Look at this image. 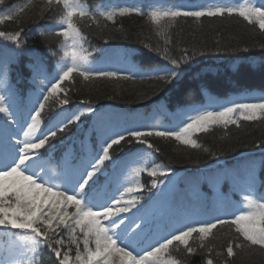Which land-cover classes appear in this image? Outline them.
<instances>
[{
	"label": "snow or ice",
	"instance_id": "6c2138e0",
	"mask_svg": "<svg viewBox=\"0 0 264 264\" xmlns=\"http://www.w3.org/2000/svg\"><path fill=\"white\" fill-rule=\"evenodd\" d=\"M29 9H38L40 19L59 12L56 24L44 26L40 33L58 38L59 51L45 50L51 56L62 52L52 71L40 52L26 47L23 17ZM0 10L4 12L0 24L5 21L17 24L13 31L0 30L3 45L0 48V233L8 237V243L0 246V264H40L37 257L44 251L52 258L51 264H196L194 257H200L202 264H214V258L221 257L219 264H233L234 258L245 251L264 255V175H261L264 142L257 144L262 153L258 161L255 157L246 158L231 172L224 173L236 182L241 195L239 207L231 215H216L217 210L212 209L205 214L206 218L193 219L183 202H169L166 207L158 208L157 203L167 196L164 189L173 183L170 177L174 174L170 165L163 162L134 168L132 172L137 179L127 185L119 183L117 176L118 186L112 193L102 194L100 179L105 174L106 162L122 174L129 163L154 158L160 149L151 142L153 136L201 149L198 138H194L199 133L218 126L227 135L229 126L240 127L241 120L264 121V96L254 102L228 100L221 104L210 94L214 85L201 81L198 88L207 94L208 103L185 108L178 103L183 118L176 129L147 128L142 122L150 117L141 115L113 113L105 119L103 105L98 107L91 99L80 101L75 110L65 108L71 103L70 93L78 79L135 82L147 78L158 82L161 91L181 86L186 76H192L195 82V70L191 66L203 52L185 47L179 56L172 54L167 31L181 17L201 21L238 14L249 24L258 25L264 33V0H248L239 7L229 3L192 7L149 3L95 10L89 9L83 0H40L39 3L27 0L11 7L6 0H0ZM133 14L155 26L157 34H165L162 49L143 44L145 49L156 51L160 61L137 62L134 59L137 50H131L125 54L127 60L122 67H95L94 52L102 54L103 50L85 47L86 29L93 25L100 28L101 19L115 26L117 17ZM260 48L264 49V44ZM22 50L32 57L27 65L30 79L39 81L30 106L22 105L7 56V52L18 55ZM238 50L247 52L249 48ZM182 90L190 93L191 85L184 83ZM137 97L151 102V115L167 112L163 98L157 93L143 91ZM52 105L59 111L45 122V110L51 111ZM93 118V127L99 124L103 129L98 147L89 149L82 141L84 155L75 158L68 149L57 158L53 154L57 137L70 127L78 128L84 119ZM122 142L139 146L136 152L126 154L127 161L113 158L114 146L120 147ZM203 151L214 160L219 158L208 148ZM145 171L152 178L150 185L138 179ZM154 189L160 192H153ZM145 191L152 193L147 199ZM225 226L232 234L218 246L212 241ZM217 247L221 250L217 251Z\"/></svg>",
	"mask_w": 264,
	"mask_h": 264
},
{
	"label": "trees",
	"instance_id": "16d2710c",
	"mask_svg": "<svg viewBox=\"0 0 264 264\" xmlns=\"http://www.w3.org/2000/svg\"><path fill=\"white\" fill-rule=\"evenodd\" d=\"M117 0H83V3L89 9L95 10L102 8L106 3H115ZM182 3L180 0H171ZM189 2H200L201 5L215 3H229L234 7H239L248 0H185ZM9 7L15 5L20 6L26 3L27 0H6ZM40 0H36L39 3ZM3 10H0V15H3ZM59 19V12H54L46 16L44 19L39 18L38 9H29L23 17V27L26 34L27 46L34 48L38 52L47 54V48H52L59 51L60 45L58 38L55 36L40 35L44 30V26L52 27ZM90 23V22H89ZM101 27L96 28L95 25L91 29H86L87 43L85 47L92 50L102 49L106 46H113L118 49L116 51L115 60L121 63H126V53L131 50L140 52L135 57L137 62L142 59H150L153 63L160 61V56L156 51H150L143 47L144 43H150L154 47L163 48L165 34H157L155 26L150 24L145 18H141L135 14L124 17H117L115 26L112 22H105L101 19ZM84 22H81L83 26ZM17 28V24L11 21H5L0 24V30L13 31ZM33 29L34 31H30ZM166 36L171 39L172 43L169 46L172 54L179 56L182 48L195 49L198 53L203 52V55H197L196 60L192 63V70H195V76L200 77V81H193L192 76H186L185 81L181 86H178L172 91L164 88L161 91V85L155 80L132 81H108V80H93L84 82L82 79L76 81L75 89L70 93L71 103L65 108L75 110L80 106V101L91 99L97 103V106L103 107L114 106L127 111H146L152 108L150 101L140 100L137 97L138 92L147 91L150 94L155 92L163 100L167 107V112H161L164 115H170V111L178 110L177 104L181 108L198 104L205 96L201 93L198 84L203 81L213 84L210 93L218 94L219 97L228 100H247L254 102L261 96H264V49L260 48L264 44V33L259 30L258 25L249 24L238 14L225 16L223 18H203L201 21L193 20L192 18L181 17L167 31ZM105 39L107 43H105ZM219 41V43H217ZM249 48V51L244 52L243 48ZM219 48L220 51H216ZM48 55V54H47ZM62 52L59 55L51 56L52 59L60 60ZM99 52H94V66L97 63H104ZM30 63V58L25 59L24 63L11 68V78L16 87L20 91L22 105L28 106V95L36 90L39 81L33 82L30 79L31 72L27 69ZM67 84V82H65ZM191 85L190 93L182 90L183 84ZM238 94L253 96L251 99L238 97ZM155 99V96H153ZM147 105V107H144ZM45 122L59 109L52 105V110H45ZM174 112V111H173ZM95 118L92 120L84 119L77 128L70 127L67 132L57 137L55 144L54 155L59 158L68 149L72 150L75 158H79L85 154L82 147V141L89 149L95 150L98 147L102 138V126L97 124L93 127ZM170 123V122H169ZM166 127L170 125L166 122ZM175 125V124H174ZM165 127V125H164ZM154 129H162L153 127ZM225 129L214 127L207 133H199L196 137L198 143L202 145L201 149H191L190 147L181 145L174 139H166L160 137H151L150 140L160 149L153 157H146L139 162H133L136 167H152L154 164L166 163L173 170L171 180L174 181L172 189H164L166 197H161L157 203L158 208L166 207L169 202H189V198L193 195H201V199L211 202V206L216 209L229 208L232 204H238L241 200V195L237 189L231 190L230 187L223 188L224 183L208 182L198 183L195 189H180L181 184L186 180L187 174L190 177H195V173H202L207 169L221 168L223 166L232 165L243 158L262 155L261 149L257 144L264 142V121H240V127L230 125L225 134ZM138 145H128L122 142L120 147L114 146L115 152L113 158L120 157L126 161L129 157L126 155L130 152H136ZM203 148H208L218 155V159H213L209 153L203 151ZM131 163L129 171V184L137 179L133 175L134 169ZM119 169L115 170L117 173ZM114 172L111 163L106 162V171L101 175V181L105 180V176H109L110 180L106 182L112 183L104 192L112 193L115 190L116 179L110 175ZM197 175V174H196ZM141 183L150 185L151 177L147 172L139 178ZM124 180L126 178L124 177ZM122 180V181H124ZM124 184V182H122ZM218 183V184H216ZM163 188V186H161ZM185 191V192H184ZM153 192L159 193L160 189H154ZM103 194V193H102ZM152 195L147 191L144 192L145 199ZM127 199V197H126ZM163 214L162 212L160 213ZM214 232L216 230H213ZM232 231L225 226L212 241L216 245H223L231 236ZM211 239V238H210ZM191 242V241H190ZM221 249L217 247V251ZM37 259L40 264H51V257L47 251L42 252ZM196 264H202L200 257H194ZM221 258H214V264H219ZM233 264H264V255L254 254L250 252H242L238 254Z\"/></svg>",
	"mask_w": 264,
	"mask_h": 264
}]
</instances>
